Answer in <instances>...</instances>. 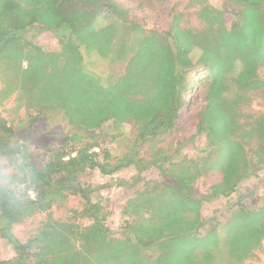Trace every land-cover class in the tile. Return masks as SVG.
<instances>
[{"label": "trees", "instance_id": "16d2710c", "mask_svg": "<svg viewBox=\"0 0 264 264\" xmlns=\"http://www.w3.org/2000/svg\"><path fill=\"white\" fill-rule=\"evenodd\" d=\"M190 3L198 6L200 26L183 24L176 12L167 30L156 31L143 28L117 0H0V105L14 96L28 127L59 111L82 130L108 121L136 130L133 149L119 157L87 136L62 141L38 161L0 117V160L12 169L0 182V237L15 253L0 264H229L262 247L264 200L255 208L239 205L222 235L205 228L201 207L230 196L264 162V112L243 111L255 95L264 97V0H225L236 8L229 25L225 9L207 0ZM31 27L53 33L59 50L26 38ZM82 53L107 61L110 70L119 62L123 70L103 78L84 67ZM198 86L201 93L193 95ZM186 94L194 96L193 106L202 101L194 123L206 146L195 158L173 161L158 143L176 128ZM144 144L153 148L151 159L139 157ZM152 165L164 179L126 202L128 219L114 237L110 211L93 200L94 188L79 175L132 166L136 174L118 184L134 186ZM208 174L216 180L197 195L196 180ZM68 196L79 197L81 207L55 218L52 207ZM36 213L44 219L20 241L13 226Z\"/></svg>", "mask_w": 264, "mask_h": 264}, {"label": "rangeland", "instance_id": "374dc122", "mask_svg": "<svg viewBox=\"0 0 264 264\" xmlns=\"http://www.w3.org/2000/svg\"><path fill=\"white\" fill-rule=\"evenodd\" d=\"M121 5L128 8L132 18L136 19L146 30L165 31L168 28L171 17L174 13H181L182 23L189 26H200V22L195 16L197 5L190 3L191 0H117ZM212 6L225 9L224 15L226 23L229 25L234 18L235 7L225 5V0H207ZM26 38L33 43L41 46L47 51H57L59 46L57 38L53 33L47 30H36L31 27L25 32ZM83 52V51H82ZM83 54V65L87 70L100 73L103 78L110 72L119 74L123 68L118 62L108 69L107 61L95 56ZM201 72L200 70L198 71ZM259 74L264 79V65L259 68ZM202 91L201 86L192 90L193 95H199ZM192 94H186L189 101L179 111L176 128L162 141L158 146L166 151L170 160L176 161L182 155L195 158L200 155L201 150L205 148L206 141L202 133L196 131L195 113L201 105V100L193 106L190 100L194 99ZM243 111L247 114L255 112H264V97L255 95L251 101L243 105ZM0 117L5 119L7 124L15 131V137L25 142L38 161L45 158V154L50 150H56L60 147L62 141L70 138L75 141H88L87 136L95 137L94 141L100 147H104L115 157H119L130 152L134 146L135 127L131 124L121 126L114 125L111 121L106 122L101 128L88 131L73 127L67 123L62 113L59 111H50L39 119L32 127H28L25 117V109L15 108L14 96L4 101L0 105ZM99 148L97 147L96 150ZM153 148L149 145H142L139 149V157L144 160L151 159ZM250 153V152H249ZM5 159L0 160V182L5 181L3 175L11 173V167H6ZM168 163L164 164L166 167ZM136 174L134 167L130 166L112 175H103L97 169H85L79 175L81 184L90 185L94 188L93 200H98L109 210L107 225L114 237H121L123 223L128 217L123 209L136 191L142 190L148 186H153L155 182H161L164 176L161 175L159 168L149 166L142 173V180L134 186L119 185L122 180H129ZM216 180L212 174L204 175L195 182V191L197 195H205L208 186ZM264 200V162L260 163L255 176L240 182L236 190L230 196H219L204 201L201 207L202 217L207 221L205 228L215 226L220 235L223 234V226L230 218V215L239 205L255 208ZM82 201L79 197L68 196L62 203L55 204L52 209V215L57 219H65L72 209L81 207ZM44 219V213H36L26 218L19 224L13 226L12 231L20 241H25L30 237ZM203 228H201L202 230ZM213 239L212 243H217ZM263 244L261 251L263 252ZM12 246L2 237H0V258L9 259L14 256ZM199 255L196 254V257ZM256 256V257H255ZM260 256L251 254V257L244 264H258Z\"/></svg>", "mask_w": 264, "mask_h": 264}, {"label": "crops", "instance_id": "0c3cea01", "mask_svg": "<svg viewBox=\"0 0 264 264\" xmlns=\"http://www.w3.org/2000/svg\"><path fill=\"white\" fill-rule=\"evenodd\" d=\"M262 242L264 243V241H262ZM263 243H262V244H263ZM255 251H256V255H257V256H258V255L261 256L262 253H263V252L261 251V248H257ZM255 251H254V252H255ZM255 257H256V256H255ZM245 262H246V260H243V261H241V262H236L234 259H231L229 264H244ZM258 263H259V262H258Z\"/></svg>", "mask_w": 264, "mask_h": 264}, {"label": "built area", "instance_id": "2783aa9c", "mask_svg": "<svg viewBox=\"0 0 264 264\" xmlns=\"http://www.w3.org/2000/svg\"><path fill=\"white\" fill-rule=\"evenodd\" d=\"M263 249H264V243H263ZM258 264H264V250H263L262 255L260 256V260Z\"/></svg>", "mask_w": 264, "mask_h": 264}]
</instances>
